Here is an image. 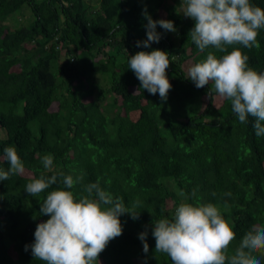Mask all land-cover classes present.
<instances>
[{"label": "trees", "instance_id": "trees-1", "mask_svg": "<svg viewBox=\"0 0 264 264\" xmlns=\"http://www.w3.org/2000/svg\"><path fill=\"white\" fill-rule=\"evenodd\" d=\"M252 2L264 8V0ZM181 6V0H0V136H6L0 157L14 145L26 169L0 181V264H43L30 245L36 224L48 218L39 213L45 194L31 197L24 188L29 174L44 171L45 154L55 170L83 175L73 191L99 181L129 208L140 202L137 219L120 216L122 235L109 242L100 264H171L155 253L151 225L171 217L182 192L195 190L221 207L237 235L233 246L264 223V135H255L251 118L241 124L229 101L216 104L211 83L197 88L187 79L183 64L206 53L188 37L194 22ZM144 9L176 28L157 25L161 39L149 48L136 45L147 38ZM14 15L23 22L8 23ZM257 39L258 49L242 51L264 71V29ZM154 48L172 60L166 101L140 88L128 68V55ZM8 167L0 158V168Z\"/></svg>", "mask_w": 264, "mask_h": 264}, {"label": "clouds", "instance_id": "clouds-1", "mask_svg": "<svg viewBox=\"0 0 264 264\" xmlns=\"http://www.w3.org/2000/svg\"><path fill=\"white\" fill-rule=\"evenodd\" d=\"M181 3L182 13L194 22L188 37L206 53L187 67V79L197 88L211 83L209 96L215 93L220 100L229 101L241 124L249 123L251 118L255 135H264V71L251 67L242 51L260 47L257 37L264 29V8L252 0ZM142 14L147 21V38L138 40L137 47L149 48L159 42L157 25L165 31H176L171 20H154L146 9ZM170 62L169 53L159 48L137 51L127 60L140 88L151 95L158 93L161 101L167 100L172 88L166 72ZM0 158L9 165L7 170L0 168V181L26 174L14 145L6 146ZM53 159L51 154H45L41 158L44 171L38 176L29 174L24 188L31 197L45 194L39 213L48 217L36 224L31 254L43 264H100L99 256L109 242L122 235L120 216L127 213L137 219L140 202L129 208L123 197L113 196L99 181L84 184L82 191H73L82 183L83 175L55 170ZM180 196L170 218L152 221L155 253L165 254L171 264H264V223L253 225L233 246L237 235L220 206L203 201L195 190L191 195L182 192ZM146 237L147 231L138 235L145 253L149 250ZM28 247L25 246L26 251Z\"/></svg>", "mask_w": 264, "mask_h": 264}, {"label": "rangeland", "instance_id": "rangeland-1", "mask_svg": "<svg viewBox=\"0 0 264 264\" xmlns=\"http://www.w3.org/2000/svg\"><path fill=\"white\" fill-rule=\"evenodd\" d=\"M96 2L99 0H95ZM179 11H182V6L179 8ZM186 17V16H185ZM188 19V17H186ZM24 17L20 16V15H14L13 19L11 17V19L8 21V23H10L11 25H13V23H16L17 25L20 24L21 22H23ZM191 64V62H186L185 64H183V69L185 70V72L187 73V67ZM222 100H220L217 96L215 97V102L216 104H219Z\"/></svg>", "mask_w": 264, "mask_h": 264}]
</instances>
